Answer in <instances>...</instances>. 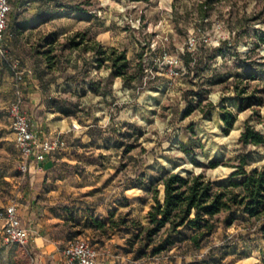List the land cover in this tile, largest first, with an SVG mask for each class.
Masks as SVG:
<instances>
[{
    "label": "rangeland",
    "instance_id": "1",
    "mask_svg": "<svg viewBox=\"0 0 264 264\" xmlns=\"http://www.w3.org/2000/svg\"><path fill=\"white\" fill-rule=\"evenodd\" d=\"M12 1L0 54V207L15 203L31 230L42 224L51 237L64 238L60 248L85 240L98 264L105 258L114 264H264L259 223L235 208L228 226L225 212L212 218L214 232L200 248L182 229L171 248L151 255L164 229L147 242L146 213L151 190L161 201L162 187L141 185L167 174H201L226 186L241 157L247 171L264 164V145L239 142L246 126L264 139V0H22L20 8ZM35 13L45 19L34 21ZM77 33L85 34L84 43L72 49L71 38L81 41ZM189 37L198 40L193 51L186 49ZM96 44L124 53L131 81L109 76L111 64L102 59L108 54L99 56ZM163 52L179 58L176 77L153 63ZM247 71L256 79H245ZM15 84L32 123L38 114L63 109L66 121L73 119L94 142L83 147L86 138H66L61 153L72 161L57 163L52 174L22 173L7 114ZM29 84L42 96L36 102L43 112L36 116L27 109ZM246 98H252L249 107ZM221 108L235 116L227 132ZM31 202L37 213H30ZM110 212L118 227H83L88 217L108 220ZM2 224L0 264H42L30 241L3 243Z\"/></svg>",
    "mask_w": 264,
    "mask_h": 264
},
{
    "label": "trees",
    "instance_id": "2",
    "mask_svg": "<svg viewBox=\"0 0 264 264\" xmlns=\"http://www.w3.org/2000/svg\"><path fill=\"white\" fill-rule=\"evenodd\" d=\"M131 2H145L147 0H129ZM11 2V0H10ZM22 6V4H21ZM41 15L34 16V21H41ZM24 27V26H23ZM81 41H75L71 38L68 46L72 49L79 47L84 43V33L75 35ZM47 44H49L47 42ZM96 52L99 56H108L102 58L109 61L111 78H120L124 84L132 80L127 74L128 63L124 53H117L113 49L104 50L96 44ZM93 51V48H84ZM189 58V54L185 55ZM101 60H99L100 62ZM191 62L188 60L187 64ZM245 79L255 80L256 72L247 71L244 73ZM247 107L250 106L249 101L252 98L244 99ZM186 110V114L191 110L190 106ZM61 115L68 116L66 110L60 109ZM223 123L224 131L227 132L233 122L235 116L228 110L221 108L219 114ZM242 146L259 147L264 145V139L252 127L246 126L239 137ZM248 161L241 157L238 164L234 167L227 180L226 186L216 185L204 178L203 175H191L182 177L177 174H167L163 177L152 178L151 182H144L148 190L152 183L160 184L162 187V200L157 198L158 190L152 189L151 199L152 205L146 213L148 228L145 233V240L150 242L151 238L156 236L164 229V238L150 250L151 255L159 254L171 248L175 243V237L181 235V230L191 232V236H187V240L195 248H200V241L214 232L215 225L212 218L222 212L226 213L223 219L224 226H228L233 218L232 209L239 210L248 219H254L259 224L257 232L264 237V164L259 168H253L249 171L245 170ZM217 164L209 163L208 167L213 168ZM112 213L106 221L88 217L84 228L106 232L110 228L118 227L119 224L111 220ZM122 224L123 221L121 220ZM133 223V222H132ZM167 226V228H165ZM15 245V244H14Z\"/></svg>",
    "mask_w": 264,
    "mask_h": 264
},
{
    "label": "built area",
    "instance_id": "3",
    "mask_svg": "<svg viewBox=\"0 0 264 264\" xmlns=\"http://www.w3.org/2000/svg\"><path fill=\"white\" fill-rule=\"evenodd\" d=\"M11 11L10 0H0V54L3 55V42L6 38L8 16ZM201 43L207 44L208 38L201 35L198 39ZM194 37H189L186 41V49L193 51L197 41ZM160 62L165 73L170 77L179 74L180 60L177 56H170L163 52L153 59V63ZM16 80L20 79L15 73ZM24 97L22 90L15 84L12 98L7 107V114L10 120L13 142L19 154V170L27 172L30 163H42L46 157L51 156L67 147V143L62 134L41 138L32 129V123L23 109ZM0 221L2 224V239L7 245L27 246L32 235V230L22 225L15 203L0 207ZM64 264H98L97 251L83 239H75L67 243L59 250Z\"/></svg>",
    "mask_w": 264,
    "mask_h": 264
},
{
    "label": "crops",
    "instance_id": "4",
    "mask_svg": "<svg viewBox=\"0 0 264 264\" xmlns=\"http://www.w3.org/2000/svg\"><path fill=\"white\" fill-rule=\"evenodd\" d=\"M12 3L14 4V6L17 4L18 7L20 8L22 4V0H18L16 1V3L13 0ZM35 15L36 13L33 14V16ZM115 79H118V81H120L119 78H115ZM27 89L29 90V92L26 93L27 94L26 97L27 99H29L27 109L32 115L36 116L35 111L40 113L43 112V106L41 104L37 105L36 102V100H40L42 96L37 91V87L35 85L31 86V84H29ZM36 119L38 120V122L36 123L31 122V123L33 124L35 133L41 138L50 137L55 133H60L63 135L65 139L80 138L82 140L86 138L87 140L82 144L83 147L85 146L89 147L90 146L89 143H91V141L92 143L94 142L93 141L94 138H91L89 132L80 134L81 132H79L78 130L79 128L75 124V121L73 119L66 121V118L60 115L59 112L48 113V114L43 112L42 114H38ZM92 126H93L92 124H89L85 126L84 129L89 130V128ZM68 160L72 161L69 154H66L65 152L62 154L61 151H59L51 156L46 157V159L40 164H36L34 162L30 163L29 169L33 173L41 172L44 175L50 173L52 174L54 173V170L58 165L57 163ZM30 208H31V212H30L31 214L37 213L36 209H38V207H36L35 203L31 202ZM33 208L35 210H32ZM31 217H33V215ZM96 219H100L102 221L106 220V218H96ZM21 222L23 226L30 228L28 224H26L22 220ZM32 231L33 232L30 237V245L32 248H34L37 251V254L42 264H64L63 259L59 254V250L61 249L60 247L62 243H64L66 240L64 238L56 239L54 237H51L50 228L42 224L35 225ZM100 262L101 264L115 263L113 259H109V258H105V260H102Z\"/></svg>",
    "mask_w": 264,
    "mask_h": 264
}]
</instances>
